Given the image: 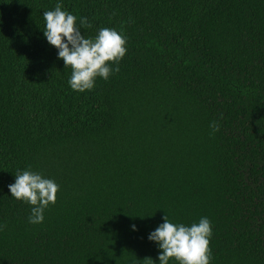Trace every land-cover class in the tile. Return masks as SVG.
<instances>
[{"label": "trees", "instance_id": "1", "mask_svg": "<svg viewBox=\"0 0 264 264\" xmlns=\"http://www.w3.org/2000/svg\"><path fill=\"white\" fill-rule=\"evenodd\" d=\"M57 3L127 40L92 90L44 36ZM25 170L59 185L40 224ZM165 215L210 220V264H264V0H0V264H160Z\"/></svg>", "mask_w": 264, "mask_h": 264}, {"label": "clouds", "instance_id": "2", "mask_svg": "<svg viewBox=\"0 0 264 264\" xmlns=\"http://www.w3.org/2000/svg\"><path fill=\"white\" fill-rule=\"evenodd\" d=\"M43 18L46 22L44 36L58 49V58L64 61L65 67L72 69L69 85L74 91L92 90L97 77L106 81L114 72H119V62L127 52V40L115 29L101 28L94 38H86L77 25V17L63 11L60 3L55 10L43 12ZM80 25L91 26L86 17L80 18ZM210 128L215 133L220 130V125L213 121ZM8 187L11 197L33 206L29 216L31 224L43 222L45 209L56 203L59 191V185L54 181L30 170L18 173L15 183ZM211 236L212 226L207 217L185 226L170 222L165 215L164 223L149 235V240L155 241L162 250L160 264H169L170 259L177 264H210Z\"/></svg>", "mask_w": 264, "mask_h": 264}]
</instances>
